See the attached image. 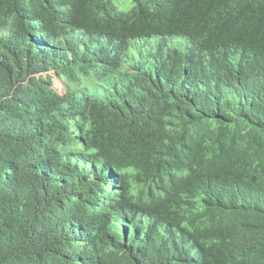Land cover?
Wrapping results in <instances>:
<instances>
[{"label": "trees", "instance_id": "obj_1", "mask_svg": "<svg viewBox=\"0 0 264 264\" xmlns=\"http://www.w3.org/2000/svg\"><path fill=\"white\" fill-rule=\"evenodd\" d=\"M0 264H264V0H0Z\"/></svg>", "mask_w": 264, "mask_h": 264}, {"label": "clouds", "instance_id": "obj_2", "mask_svg": "<svg viewBox=\"0 0 264 264\" xmlns=\"http://www.w3.org/2000/svg\"><path fill=\"white\" fill-rule=\"evenodd\" d=\"M155 34L156 33H151V34H142L140 36H137L138 40L134 41L132 45L129 46L128 54L130 55L131 48H133V51L136 57L134 59L135 61H137V52L140 46L144 45L149 50L154 51L152 49V46L158 41L160 37V36H156ZM81 40H82V45H81L82 58H85L87 56H93V55L101 56V54L103 53L104 55L108 57L107 60L112 61V59L117 56V54L119 53L123 45V37L121 36H116L112 40H110L109 37H106V36L98 37L90 33H84V37ZM104 67L110 68L106 66L102 61L93 69L96 73H99V71H101ZM95 72L91 70L90 72H88V75L93 77ZM47 74H50V76L52 77L49 83V87L55 89L56 91L63 92V87L62 89L60 88L57 89L54 87L53 79H57L59 82L61 81L62 83L63 81L60 78H58L56 75H54L51 71H47L43 73L44 75L43 77L47 78L46 76ZM191 81H194V85L192 88H195V87L197 88L204 82V78L202 76V72L200 68L199 70H194L189 73L187 84H189ZM210 84L211 83H206V84H203L202 86L210 85Z\"/></svg>", "mask_w": 264, "mask_h": 264}, {"label": "rangeland", "instance_id": "obj_3", "mask_svg": "<svg viewBox=\"0 0 264 264\" xmlns=\"http://www.w3.org/2000/svg\"><path fill=\"white\" fill-rule=\"evenodd\" d=\"M53 85L57 89H62V87L64 86L63 83L61 81L59 82L57 79H53Z\"/></svg>", "mask_w": 264, "mask_h": 264}]
</instances>
